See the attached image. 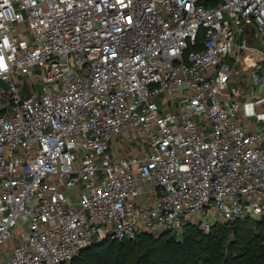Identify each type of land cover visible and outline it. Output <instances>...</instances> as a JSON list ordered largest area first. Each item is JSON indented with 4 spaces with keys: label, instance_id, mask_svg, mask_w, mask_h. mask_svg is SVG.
<instances>
[{
    "label": "built area",
    "instance_id": "2783aa9c",
    "mask_svg": "<svg viewBox=\"0 0 264 264\" xmlns=\"http://www.w3.org/2000/svg\"><path fill=\"white\" fill-rule=\"evenodd\" d=\"M210 1L0 0V264L264 218V0Z\"/></svg>",
    "mask_w": 264,
    "mask_h": 264
},
{
    "label": "trees",
    "instance_id": "16d2710c",
    "mask_svg": "<svg viewBox=\"0 0 264 264\" xmlns=\"http://www.w3.org/2000/svg\"><path fill=\"white\" fill-rule=\"evenodd\" d=\"M203 39L201 30V44ZM67 264H264V218L216 224L209 232L186 224L181 236L142 232L131 239L95 242Z\"/></svg>",
    "mask_w": 264,
    "mask_h": 264
},
{
    "label": "rangeland",
    "instance_id": "374dc122",
    "mask_svg": "<svg viewBox=\"0 0 264 264\" xmlns=\"http://www.w3.org/2000/svg\"><path fill=\"white\" fill-rule=\"evenodd\" d=\"M24 35H27V32L26 31L24 32ZM259 36H260L261 39H263V36L261 34H259ZM240 40H241V38H240ZM241 64H239L238 69L241 68ZM29 223H30L29 220H21L20 223H19V228L20 229H24L25 226L29 225Z\"/></svg>",
    "mask_w": 264,
    "mask_h": 264
},
{
    "label": "water",
    "instance_id": "95a60500",
    "mask_svg": "<svg viewBox=\"0 0 264 264\" xmlns=\"http://www.w3.org/2000/svg\"><path fill=\"white\" fill-rule=\"evenodd\" d=\"M253 31H254V32L256 31L255 28H253Z\"/></svg>",
    "mask_w": 264,
    "mask_h": 264
}]
</instances>
